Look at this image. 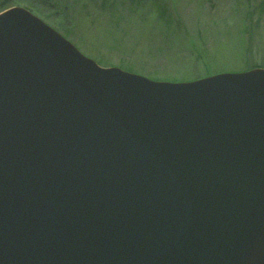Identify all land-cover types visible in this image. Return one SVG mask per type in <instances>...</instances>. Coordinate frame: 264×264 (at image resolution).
I'll return each mask as SVG.
<instances>
[{"label": "water", "instance_id": "water-1", "mask_svg": "<svg viewBox=\"0 0 264 264\" xmlns=\"http://www.w3.org/2000/svg\"><path fill=\"white\" fill-rule=\"evenodd\" d=\"M0 264H264V69L155 82L1 13Z\"/></svg>", "mask_w": 264, "mask_h": 264}, {"label": "rangeland", "instance_id": "rangeland-1", "mask_svg": "<svg viewBox=\"0 0 264 264\" xmlns=\"http://www.w3.org/2000/svg\"><path fill=\"white\" fill-rule=\"evenodd\" d=\"M67 5L66 22L59 14L36 17L101 68L165 82L159 80L264 67V0H73Z\"/></svg>", "mask_w": 264, "mask_h": 264}, {"label": "trees", "instance_id": "trees-1", "mask_svg": "<svg viewBox=\"0 0 264 264\" xmlns=\"http://www.w3.org/2000/svg\"><path fill=\"white\" fill-rule=\"evenodd\" d=\"M67 2H73V0H0V14L8 9L14 8L15 6L21 5L33 15L40 18L45 17L47 20H49V15L59 14L61 17L64 16L68 9ZM63 19L66 22V18ZM255 68L261 67L255 66ZM262 69H264V67H262ZM198 79H201V77L179 78L169 75L159 81L179 83Z\"/></svg>", "mask_w": 264, "mask_h": 264}]
</instances>
